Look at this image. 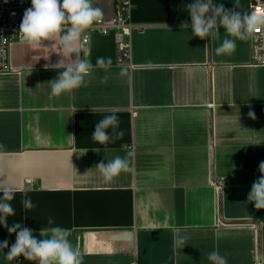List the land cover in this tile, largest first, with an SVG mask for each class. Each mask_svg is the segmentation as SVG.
Instances as JSON below:
<instances>
[{
    "label": "crops",
    "instance_id": "0c3cea01",
    "mask_svg": "<svg viewBox=\"0 0 264 264\" xmlns=\"http://www.w3.org/2000/svg\"><path fill=\"white\" fill-rule=\"evenodd\" d=\"M249 1L239 0V11L249 12ZM131 2L135 68L121 74L113 32L92 30L88 59L112 65L94 68L71 93L53 96L48 85L63 70L45 68L62 59L54 41L12 44V71L0 73V183L16 189L9 226L42 239L53 217L83 264H210L213 250L228 264H264V209L248 201L264 161V67L249 65L250 39L217 55L223 28L220 40L181 28L191 24L184 6L193 0ZM213 2L231 10L237 0ZM96 4L111 20L115 0ZM113 113L123 139L100 145L95 125ZM129 151L131 171L105 183L95 166ZM24 191L33 209L23 208ZM176 234L188 237L183 249H173ZM15 239L0 225V242ZM7 251L0 264H35L9 261Z\"/></svg>",
    "mask_w": 264,
    "mask_h": 264
},
{
    "label": "clouds",
    "instance_id": "9594fccd",
    "mask_svg": "<svg viewBox=\"0 0 264 264\" xmlns=\"http://www.w3.org/2000/svg\"><path fill=\"white\" fill-rule=\"evenodd\" d=\"M190 14L191 24L182 22L181 28L191 27L192 36L201 40L211 37L221 39L220 28L224 29V38L215 49L217 55L231 54L236 49V42L247 41L254 33L264 28V8L258 7L251 12L239 11V0L234 8L229 10L223 4H216L213 0H193L184 6ZM104 15L103 9L97 6L96 0H31V7L24 11L19 34L22 42L30 47H43L45 41H54L51 45L59 48L62 59L45 68L60 69L58 77L48 83L51 94L59 97L62 94L71 93L86 86V78L89 77L94 68H101L105 72L112 65L111 57H97L93 65L88 59L90 53L87 49L80 47L84 33L95 23H98ZM83 51V57L80 53ZM75 54V59H73ZM127 71L122 66L121 74ZM102 83H107L105 76ZM249 118L255 120L254 111L248 112ZM119 117L113 113L105 116L95 125L92 139L100 145L114 143L123 139L124 132L119 127ZM111 129V132H109ZM3 146L0 145V148ZM99 152L100 150H95ZM104 151H108L107 147ZM134 156L129 151L126 156H114L105 163L100 161L96 166L102 180L111 183L113 179L122 172L131 171V158ZM260 177L256 179L248 194V201L254 202L256 209H264V161L259 164ZM30 190V189H29ZM0 225H3L9 234L15 233V242L9 247L8 240L0 242V251L8 249L5 254L7 260L12 261L23 256L26 260L35 264H83V256L79 248L74 247L69 240L70 231L55 225L53 217L49 216L47 222L53 225L47 229H41L37 239L34 230L20 223L8 224V218L15 216V209L11 205L14 200L16 189L12 186L0 183ZM21 204L24 209H33L36 205L23 192ZM188 237L176 234L173 237V249H183L187 244ZM210 264H228L226 256L218 250L207 254Z\"/></svg>",
    "mask_w": 264,
    "mask_h": 264
},
{
    "label": "built area",
    "instance_id": "2783aa9c",
    "mask_svg": "<svg viewBox=\"0 0 264 264\" xmlns=\"http://www.w3.org/2000/svg\"><path fill=\"white\" fill-rule=\"evenodd\" d=\"M31 7V0H0V73L12 71L10 63L11 46L14 43L22 42L19 34L24 11ZM264 8V0H250L249 12L256 8ZM131 0H115L114 15L111 20L104 17L91 26L83 35L81 48L89 51L90 31L96 30L103 35L113 32L116 43L115 65L128 69L135 68L132 62V31L134 24L131 19ZM83 53V51H81ZM251 59L250 66L264 67V28L260 32L254 33L250 38ZM26 185L35 187L33 179H27ZM214 187L221 191L224 185L223 180L213 182ZM21 264L23 261L18 260Z\"/></svg>",
    "mask_w": 264,
    "mask_h": 264
}]
</instances>
